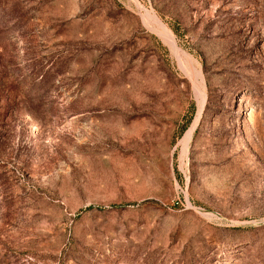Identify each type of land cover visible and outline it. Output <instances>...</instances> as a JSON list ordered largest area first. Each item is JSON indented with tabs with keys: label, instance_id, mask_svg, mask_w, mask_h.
<instances>
[{
	"label": "rangeland",
	"instance_id": "obj_1",
	"mask_svg": "<svg viewBox=\"0 0 264 264\" xmlns=\"http://www.w3.org/2000/svg\"><path fill=\"white\" fill-rule=\"evenodd\" d=\"M0 264H264V0H0Z\"/></svg>",
	"mask_w": 264,
	"mask_h": 264
},
{
	"label": "bare ground",
	"instance_id": "obj_2",
	"mask_svg": "<svg viewBox=\"0 0 264 264\" xmlns=\"http://www.w3.org/2000/svg\"><path fill=\"white\" fill-rule=\"evenodd\" d=\"M145 10V9H144ZM147 11V16L156 22V24L159 25L160 27V33L161 35L163 36V38L165 39V41L167 43H169V45L172 47V49L177 53V55L179 56L178 59L183 60L184 56H187V53L182 50L175 37L173 36L172 32L170 31V29L157 17L156 14L152 13L151 11L149 10H146ZM145 11V12H146ZM145 16V15H144ZM187 59V58H186ZM181 63L183 64L184 62L181 61ZM193 63V62H192ZM185 65V64H184ZM194 72V71H193ZM192 73V72H191ZM193 74V73H192ZM197 78L201 76V72L196 70L195 72ZM192 76V75H191ZM194 77V75H193ZM201 78V77H200ZM199 85V84H198ZM200 90V89H199ZM202 97H204V92L200 91ZM201 116V115H200ZM198 120V119H197ZM197 120L192 124V126L188 129V131L185 133L184 137L181 139L180 141V144L182 146V152L183 154H186L187 151H188V147H189V143L193 137V134H194V131H195V128H196V125H197ZM199 122V121H198ZM188 154V153H187ZM186 156V155H185Z\"/></svg>",
	"mask_w": 264,
	"mask_h": 264
}]
</instances>
